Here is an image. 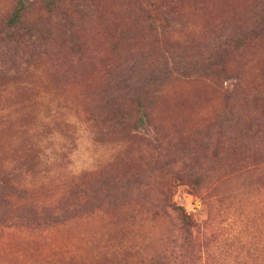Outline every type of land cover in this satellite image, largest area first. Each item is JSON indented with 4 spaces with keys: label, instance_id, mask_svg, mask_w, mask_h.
<instances>
[{
    "label": "rangeland",
    "instance_id": "1",
    "mask_svg": "<svg viewBox=\"0 0 264 264\" xmlns=\"http://www.w3.org/2000/svg\"><path fill=\"white\" fill-rule=\"evenodd\" d=\"M24 1L45 30L0 34V264H264V0Z\"/></svg>",
    "mask_w": 264,
    "mask_h": 264
},
{
    "label": "trees",
    "instance_id": "2",
    "mask_svg": "<svg viewBox=\"0 0 264 264\" xmlns=\"http://www.w3.org/2000/svg\"><path fill=\"white\" fill-rule=\"evenodd\" d=\"M47 8L58 9L57 0H49ZM139 12L144 13V9L140 10ZM37 19L36 20L32 19L31 8L29 7L28 3L24 0H20L18 6L15 8V10H13L10 16L5 18V21H4L5 23L4 22L2 23L0 20V34L8 33V32L13 33L11 34L12 36H10L9 38L12 41H20L22 40V38H25L28 36H31V37L38 36L39 37L42 35L45 29L43 28L39 29L37 27L38 25H41L37 23ZM261 24H263L262 27H264V17L261 20ZM262 32H264V29ZM238 36H241V38L238 39ZM243 36L244 34L240 33V35L237 34L234 39H231L230 41L231 44L232 43L238 44L239 42V45H237L239 47H237L235 51H240L243 48H245V46L247 45V43L242 39ZM229 56H231V52L227 51V54L225 55L226 61ZM195 64L199 65L198 63H195ZM221 68H224L223 64ZM213 69L215 68L211 66L210 68L205 69V71H212ZM220 71L222 72L223 70L221 69ZM174 211H175L178 223L180 224V227H181L180 229L189 231L192 228V219H191L190 214L182 206H176Z\"/></svg>",
    "mask_w": 264,
    "mask_h": 264
}]
</instances>
